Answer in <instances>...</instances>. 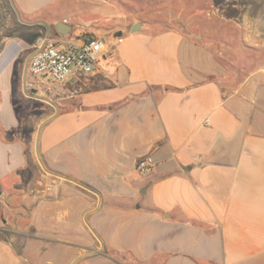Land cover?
<instances>
[{
  "label": "crops",
  "instance_id": "1",
  "mask_svg": "<svg viewBox=\"0 0 264 264\" xmlns=\"http://www.w3.org/2000/svg\"><path fill=\"white\" fill-rule=\"evenodd\" d=\"M118 6L0 0V264H264V5L220 52L260 64L236 83L207 39L132 33ZM91 8L103 31L77 21ZM74 29L121 41L92 73L26 97L35 40L80 43Z\"/></svg>",
  "mask_w": 264,
  "mask_h": 264
},
{
  "label": "rangeland",
  "instance_id": "2",
  "mask_svg": "<svg viewBox=\"0 0 264 264\" xmlns=\"http://www.w3.org/2000/svg\"><path fill=\"white\" fill-rule=\"evenodd\" d=\"M114 1L115 3L121 5L118 6L120 9V17L117 15L116 18L120 19H118L117 22L115 21V18L112 20L115 24L117 23L124 25L125 22H127V24L130 25L133 22H140V28L142 27L143 29L148 27L153 33H158L169 29H176L182 31L184 35H186L189 39H192L194 42H202L206 39L210 41L208 45L210 46V51H204L205 56L208 59L207 61L212 63L213 58H215L219 66L221 65L227 71H230L229 79L231 81H235L234 83L242 82L246 76L245 74L251 71L250 69L253 68V65L256 66L254 67L255 69L253 68L255 71L259 68L257 66L260 64L256 62L254 57L249 58L241 53H237V55H239L238 58H241H239L241 62H245L244 65L247 67L246 69L241 65H239L240 68L232 67L228 61L222 60L219 55L220 52H222V49H224V46H226L224 45V42L230 43L233 42V39L238 41L241 30L238 28L237 24L241 23L240 19L247 15H249L250 18H256L258 14V8L264 5V0ZM123 1L125 2L123 3ZM240 2H244L245 4L240 5ZM248 4V11L251 13H247L245 7H243L247 6ZM102 14L103 13L100 12L98 8H91L84 15L76 18L81 24H91L95 30L103 31L104 26L106 25L103 23L110 19L102 17L104 16ZM78 35L79 31L77 29L72 30L70 32L71 40L80 42ZM184 46H186V43ZM212 55L214 56L213 58ZM235 70L238 72V75L232 79L233 72ZM256 77L258 79L261 78L262 82H264V73L258 74Z\"/></svg>",
  "mask_w": 264,
  "mask_h": 264
},
{
  "label": "built area",
  "instance_id": "3",
  "mask_svg": "<svg viewBox=\"0 0 264 264\" xmlns=\"http://www.w3.org/2000/svg\"><path fill=\"white\" fill-rule=\"evenodd\" d=\"M120 41V37L110 43L99 37H88L80 43H62L48 37L36 39L35 49L26 60L23 71L25 96L40 99L66 77L92 73L98 58ZM152 165L150 156L140 157L136 163L141 172H147Z\"/></svg>",
  "mask_w": 264,
  "mask_h": 264
},
{
  "label": "water",
  "instance_id": "4",
  "mask_svg": "<svg viewBox=\"0 0 264 264\" xmlns=\"http://www.w3.org/2000/svg\"><path fill=\"white\" fill-rule=\"evenodd\" d=\"M140 25L141 23L140 22H137L135 23L132 28H131V32L134 33L136 31L139 30L140 28ZM55 30L57 31L58 34L60 35H64L66 33H68V31L71 30V26L70 25H67L66 23L64 22H58L56 25H55ZM116 35H121V31L117 32Z\"/></svg>",
  "mask_w": 264,
  "mask_h": 264
},
{
  "label": "trees",
  "instance_id": "5",
  "mask_svg": "<svg viewBox=\"0 0 264 264\" xmlns=\"http://www.w3.org/2000/svg\"><path fill=\"white\" fill-rule=\"evenodd\" d=\"M239 4H240V5H244L245 3H244V2H240Z\"/></svg>",
  "mask_w": 264,
  "mask_h": 264
}]
</instances>
